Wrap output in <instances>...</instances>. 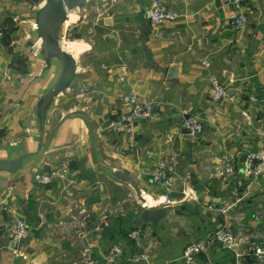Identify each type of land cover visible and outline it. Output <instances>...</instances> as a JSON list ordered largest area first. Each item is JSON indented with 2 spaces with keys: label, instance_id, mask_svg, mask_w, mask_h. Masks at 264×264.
Instances as JSON below:
<instances>
[{
  "label": "crops",
  "instance_id": "obj_1",
  "mask_svg": "<svg viewBox=\"0 0 264 264\" xmlns=\"http://www.w3.org/2000/svg\"><path fill=\"white\" fill-rule=\"evenodd\" d=\"M160 1L178 18L158 37L144 17L149 0H87L82 12L67 14L64 36L69 30L72 41L63 36V50L75 56L80 77L55 100L43 139L48 148L35 170L52 172L67 159L75 162L68 174L74 181L42 187L30 181L28 168L0 172V264H184L182 246L218 227L237 246L212 244L196 264H264L244 242L264 244V165L256 178L237 170L245 153L264 151V0H248L241 34L230 30L224 0ZM40 3L0 0V27L12 29L0 42V163L33 149L32 116L56 78L54 72L39 76L38 47L28 36ZM210 76L234 96L232 103L209 101ZM124 95L152 108L131 139L110 129L128 111ZM190 116L202 125L195 139L180 127ZM226 157L236 169L229 177L221 175ZM160 159L172 160L182 178L170 191L149 182ZM114 171L147 193L145 206L168 201L155 227H133L138 205ZM181 188L193 191L196 202L185 201ZM11 212L27 220L23 241L4 235ZM133 229L142 234L138 246L127 236ZM163 236L170 255L168 246L160 250ZM113 246L120 254L106 263Z\"/></svg>",
  "mask_w": 264,
  "mask_h": 264
},
{
  "label": "built area",
  "instance_id": "obj_2",
  "mask_svg": "<svg viewBox=\"0 0 264 264\" xmlns=\"http://www.w3.org/2000/svg\"><path fill=\"white\" fill-rule=\"evenodd\" d=\"M224 3L229 6L230 12L228 15V25L232 32L241 34L247 25L246 5L248 0H224ZM144 17L154 31V35L159 36L158 30L166 23H172L177 20L178 15L174 11L168 9L160 0H149L148 7L144 11ZM2 33L0 32V41ZM71 38V33L66 30L64 41ZM203 68L208 67V62L202 61ZM208 98L211 103L226 101L232 103L234 96L222 86L218 80L210 76L208 78ZM122 104L128 108L127 113L120 115L114 120L110 129L115 134H123L131 139L134 136L135 126L138 122L147 119L151 114V106L149 104H140L135 102L133 96L124 95L121 97ZM181 129L184 134L192 139L200 136L202 133V125L196 116H190L181 122ZM264 165V151L247 152L244 154L237 170L249 178H256L260 173V167ZM233 161L231 157H226L222 162L221 175L229 177L234 171ZM68 160H59L56 168L49 173H36L33 180L36 185L47 187L51 184L64 181L67 184H72L74 179L68 176L69 174ZM149 182L155 187L170 191L173 189L175 182L182 183V178L177 176L175 164L172 160H158L149 173ZM190 189L184 190L181 188L180 194L184 199L189 198L196 202V199L191 194ZM168 201L164 200L167 205ZM155 206V204H154ZM3 210H5L3 208ZM4 235L12 242H20L29 235V225L24 217L16 216V213L11 212L10 218L4 227ZM128 238L136 246L140 245L142 234L137 229H133L127 234ZM247 248L258 257L264 256V244L260 245L254 240L244 241ZM212 244L217 245L220 249L230 250L237 246L238 239L232 235L226 228L218 227L214 229L209 236L202 240H192L184 244L181 248L180 258L184 264H196V256L204 253ZM120 254V249L116 246L110 247L104 260L106 263H112Z\"/></svg>",
  "mask_w": 264,
  "mask_h": 264
},
{
  "label": "water",
  "instance_id": "obj_3",
  "mask_svg": "<svg viewBox=\"0 0 264 264\" xmlns=\"http://www.w3.org/2000/svg\"><path fill=\"white\" fill-rule=\"evenodd\" d=\"M86 3L87 0H41V3L33 10L30 18L31 30L28 36L30 41L38 47L36 58L42 64L39 76L54 72L56 78L52 85L39 96L32 116L34 127H30L29 140L35 141L33 149L17 158L1 162L0 172L12 174L20 166L21 168H28L29 172H32L30 181L36 185L33 176L42 172L35 170V168L39 165V158L48 148L43 143V139L49 136L48 133H50L46 128L47 118L53 107L56 106V98L63 95L69 89V86L80 77V73L76 72L77 62L75 56L63 50L62 44L67 14L69 12H82L86 7ZM75 40H78V37ZM25 160L28 161L24 162ZM68 168L74 169L75 162H69ZM44 171L46 172L47 168ZM111 176L120 182L126 183L134 195L139 212L131 220L133 227L137 228L140 225L155 227L157 222L165 215V209L169 205L145 206L142 195L146 196L147 193L139 190L133 180L120 171H114ZM191 194L194 195V192L192 191ZM185 201H190V199L186 198Z\"/></svg>",
  "mask_w": 264,
  "mask_h": 264
},
{
  "label": "trees",
  "instance_id": "obj_4",
  "mask_svg": "<svg viewBox=\"0 0 264 264\" xmlns=\"http://www.w3.org/2000/svg\"><path fill=\"white\" fill-rule=\"evenodd\" d=\"M24 1L28 2L29 4H32V3L36 2V0H24ZM10 31H12L11 28H5V27L3 28V27H0V32L2 33L1 41H2L4 38L7 37L8 33H9ZM1 41H0V42H1ZM15 64H16V67H17V68H16L17 71H19V72H21V73H24V72H25V67L23 66V63H22L21 60H16V61H15Z\"/></svg>",
  "mask_w": 264,
  "mask_h": 264
},
{
  "label": "rangeland",
  "instance_id": "obj_5",
  "mask_svg": "<svg viewBox=\"0 0 264 264\" xmlns=\"http://www.w3.org/2000/svg\"><path fill=\"white\" fill-rule=\"evenodd\" d=\"M70 41H72V39ZM167 246H168V250L166 251V254L170 255V240H168L166 236H163V243L162 246L160 247V250L163 251Z\"/></svg>",
  "mask_w": 264,
  "mask_h": 264
}]
</instances>
